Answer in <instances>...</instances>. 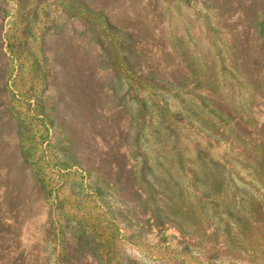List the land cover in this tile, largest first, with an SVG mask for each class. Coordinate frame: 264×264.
Segmentation results:
<instances>
[{"label":"rangeland","instance_id":"rangeland-1","mask_svg":"<svg viewBox=\"0 0 264 264\" xmlns=\"http://www.w3.org/2000/svg\"><path fill=\"white\" fill-rule=\"evenodd\" d=\"M233 109L253 154L213 122ZM262 145L264 0H0V264H264ZM182 149L220 214L157 217Z\"/></svg>","mask_w":264,"mask_h":264},{"label":"trees","instance_id":"trees-1","mask_svg":"<svg viewBox=\"0 0 264 264\" xmlns=\"http://www.w3.org/2000/svg\"><path fill=\"white\" fill-rule=\"evenodd\" d=\"M89 11L96 15V16H101V18L105 19V23L108 24V17L106 19V17L101 13L102 11L104 12V7L102 5H95V7L89 9ZM110 26L115 29V30H120L123 31L121 25L119 23H114V22H109ZM128 33V32H127ZM130 37V36H129ZM132 38V37H131ZM133 39V38H132ZM260 82V81H259ZM253 86L251 85V88ZM255 89H257V85H254L253 87ZM211 92H213L214 95H219V91L216 89H212ZM205 96V95H204ZM207 102V101H206ZM210 105L208 104V107ZM142 110H145V108L142 106L141 107ZM204 110H206L207 108H203ZM190 112H192V110H190ZM196 110L193 112L195 113ZM210 112V111H207ZM164 115H162L163 117ZM205 117L208 118L205 114L203 115V113L201 115H197V117ZM211 117H214V121L216 122L218 125L221 126L222 129L226 130L225 133L230 135V141L227 142L228 147H230V149H232L234 152L240 153V157H244L245 154H253L252 151H250L249 149L252 148V137L254 135H257V127L255 126V122H254V126L252 125V121H244V118L242 115H240V113H237L236 110L233 109V112L230 113V115H228L227 117L221 113V111H218L217 114L212 115ZM162 120H164L162 118ZM235 124L238 125V128L240 129H244L247 133L246 135H242L239 133L238 129H235ZM181 125H184L183 123H181ZM187 128L188 125L186 124ZM195 129V128H193ZM204 143L207 142V145L209 147V149H211L212 147H215V140L212 138L210 139V137L204 136ZM244 143V144H243ZM260 150H262V153H259L256 156V160L255 163L260 167L259 170L264 171V146L262 145V147H260ZM180 154L182 155V157H180L179 160V166H180V170L183 172L184 177L183 179L185 180L184 183L185 185H182L181 188V193H179V189L178 186L175 185L171 180H169L167 182V184H158V187L155 188L157 189V191L154 189V193L158 194L161 199H157L155 201L156 204V210H157V217H161L160 220L162 221V216H167L169 214V211L172 210L173 208V200L174 197L172 196V193H178V195L182 194L183 196L186 195L188 193V197L190 199H194L195 200V204H196V208L199 210L200 213H202L203 217H207L209 216H215L220 214V209L223 208L225 209L226 206H224L226 203L225 201H223L225 194L224 193V189H223V185H221L220 187H215L212 184V180H211V175H209L208 177H206V179L201 180L200 178H197L196 173L193 171V169L190 168V166L188 165V161H186L184 158V156H186L185 151L180 150ZM227 155V154H226ZM207 159L210 161H213V164H217L220 161H222L223 163H225L226 165H231L230 161H226L223 158H219V156H214V157H210V155H208ZM232 161V159H231ZM143 165H146V162H143ZM210 165V164H209ZM262 168V169H261ZM143 169V168H141ZM147 169V173L148 176L151 174V172H149V168ZM225 174V170L223 171ZM160 183V181H158ZM142 189V188H141ZM139 188V190H141ZM153 191V190H152ZM151 190L147 191L146 189H142L141 193L143 196V199H149L148 197V193L147 192H151ZM181 195V196H182ZM175 196V195H174ZM230 196V195H229ZM236 196H234L235 198ZM188 198V199H189ZM248 209V208H247ZM184 210V209H183ZM150 212V211H149ZM184 212L188 213V210H184ZM247 213V212H245ZM248 213H251V210L249 209ZM165 220V219H164ZM163 220V221H164ZM205 223V221H204ZM164 224V223H163ZM162 228H166L165 226H163ZM210 228V225L207 227V229ZM263 228V227H262ZM213 231V229H212ZM180 234L183 235V231L182 229H179Z\"/></svg>","mask_w":264,"mask_h":264}]
</instances>
